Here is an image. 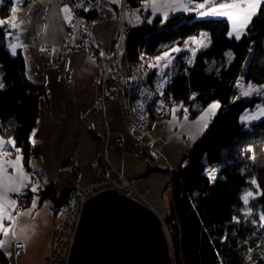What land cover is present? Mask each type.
Instances as JSON below:
<instances>
[{
    "label": "trees",
    "instance_id": "trees-1",
    "mask_svg": "<svg viewBox=\"0 0 264 264\" xmlns=\"http://www.w3.org/2000/svg\"><path fill=\"white\" fill-rule=\"evenodd\" d=\"M146 1L129 0V6L138 7ZM10 9L8 1L0 9L1 16L7 17ZM198 13L199 10L181 11L167 19L157 16L151 23L144 19L130 26L128 36L129 61L138 58L139 46L146 54L169 52L174 56L172 80L150 108V125L169 116L177 105L187 109L190 117H196L211 102L218 101L220 105L208 127L191 142L171 172L172 211L166 218L176 255L158 264H264V221L260 220L264 195L251 199L248 205L241 199L247 191L264 192V123L260 120L245 125L239 119L257 101L264 102V97L233 101L240 77L264 84V4L240 40L227 35V19L201 17ZM5 32L1 26L0 135L15 141V148L20 149L25 166L30 168L31 160L43 151L31 136L46 87L28 78L24 54H10ZM203 32L211 40L207 47L196 52L183 48ZM176 48L180 51H173ZM228 52L233 54L231 62ZM8 149L16 153L12 146ZM212 170L216 174L214 181L208 175ZM253 180L256 184H252ZM39 192L42 198H57L54 185ZM32 194L29 188L19 195L22 207L30 204ZM248 209L252 210L250 215Z\"/></svg>",
    "mask_w": 264,
    "mask_h": 264
},
{
    "label": "crops",
    "instance_id": "crops-1",
    "mask_svg": "<svg viewBox=\"0 0 264 264\" xmlns=\"http://www.w3.org/2000/svg\"><path fill=\"white\" fill-rule=\"evenodd\" d=\"M8 1H11L10 14L2 17L0 13V20L6 21L2 25L6 36L8 33L13 35L15 40L11 44L19 45L16 53L20 51L24 54L26 75L32 82L45 85L46 94L40 99L39 119L31 136L43 151L38 158L31 160L29 169L21 160L23 171L30 179L25 181L26 186L21 188L20 193H8L9 200L16 201L15 208L8 207L15 223L4 220L9 231L7 236L0 233V240L5 241L0 248L1 263H45L51 245L52 227L60 216L52 212L53 199L42 198L39 191L54 185L60 199L68 192L97 182L102 172L93 166L95 158L104 163L109 157L118 170L131 178L135 187L131 197L153 208L161 217H168L173 199L169 186L171 172L200 134L197 123L200 116L216 102L208 104L196 117L187 115V120L184 119V111L179 110L182 106H175V119L171 112L169 116L154 121L144 133L127 123L122 103L117 99L111 98L105 111L97 112L93 109V101L98 63L86 51L65 49L66 44H73L78 38L77 32L71 34L66 29L68 20L62 9L69 6L62 0H20L19 3L17 0H0V9ZM109 1L117 4L114 0ZM144 4L149 12L148 21L157 16L163 17L162 12L153 15L148 1ZM13 7L17 8L15 20L12 19ZM181 11H169L168 17ZM127 17L130 22V17ZM13 23L19 26L13 29ZM117 24L115 20L94 23L93 29L105 46L113 43ZM9 45L6 47L12 54ZM206 119L209 121L210 117ZM108 131L112 133L109 140L105 135ZM118 134L123 137L122 146L117 144ZM6 145L11 146L5 144V149ZM144 145L151 147L152 163L133 156L134 151ZM16 156L11 153L3 159L14 160ZM8 172L15 175L10 167ZM32 177L36 181L33 182ZM33 187L36 191H32ZM29 188L33 192L30 204L18 208L17 197L27 193ZM21 242L26 246L20 251L15 244Z\"/></svg>",
    "mask_w": 264,
    "mask_h": 264
},
{
    "label": "built area",
    "instance_id": "built-area-1",
    "mask_svg": "<svg viewBox=\"0 0 264 264\" xmlns=\"http://www.w3.org/2000/svg\"><path fill=\"white\" fill-rule=\"evenodd\" d=\"M71 9V22L68 24V30L71 33L78 32V38L75 44H68L66 50L74 51L76 49L88 50L95 61H102L99 68L98 77L95 79L97 84V93L99 100L104 101L101 104L106 106V99L115 97L121 100L123 111L128 121L137 130L146 131L148 129L150 108L153 106L157 95L163 90L166 83L172 80L174 74V56L165 57L166 52H151L146 54L142 52L140 46L138 49V58L127 62L124 69L121 55L128 57L127 35L130 31V24L125 19L118 27L115 35V41L110 46H105L96 37L90 29L91 19L86 16L92 15L91 12L101 13L104 18L114 19L119 13L128 15L130 10L129 0H120L117 5L109 0H62ZM94 22V20H93ZM15 38L7 35L6 44L12 43ZM164 57L163 59H157ZM109 63V66L107 64ZM166 81V83H165ZM98 99V97H97ZM97 104V102H95ZM108 133H110L108 131ZM117 142L121 143L123 138L116 135ZM149 145H144L140 150L134 151L133 155L139 159L151 161V157L145 155ZM98 165V161L93 162ZM107 171L103 173L100 179L93 186L82 187L69 194L62 195L60 199L54 202L52 211L61 216L58 224H55L52 231L51 248L49 256L44 264H71L69 262L70 253L74 245L76 231L82 216V209L86 202V195L93 194L104 189H118L122 194L132 195L135 190L130 179L120 170L112 167L110 163L105 164ZM114 173V175H111ZM19 207L23 206L20 201ZM19 250L25 248L24 243H16ZM172 250V249H171ZM175 250L171 251L174 258Z\"/></svg>",
    "mask_w": 264,
    "mask_h": 264
},
{
    "label": "water",
    "instance_id": "water-1",
    "mask_svg": "<svg viewBox=\"0 0 264 264\" xmlns=\"http://www.w3.org/2000/svg\"><path fill=\"white\" fill-rule=\"evenodd\" d=\"M71 264H158L168 240L153 208L105 189L86 195Z\"/></svg>",
    "mask_w": 264,
    "mask_h": 264
},
{
    "label": "snow or ice",
    "instance_id": "snow-or-ice-1",
    "mask_svg": "<svg viewBox=\"0 0 264 264\" xmlns=\"http://www.w3.org/2000/svg\"><path fill=\"white\" fill-rule=\"evenodd\" d=\"M19 3L20 0H17ZM114 2H119V0H114ZM150 3L152 13L155 15L157 12H162L164 19H167L169 11H192V10H202L199 11L200 16H213V17H222L227 19L231 24V30L227 33L229 38H234L236 40H240L242 36L247 35L249 25L252 23L253 17L258 15L259 8L262 4H264V0H202V2L195 4V9L189 7V5L193 4L194 0H148ZM62 11L65 14V19L71 22V9L65 6ZM17 12V8H12L13 17L12 19L15 20V13ZM136 20L139 21L140 17L137 16ZM5 20H0V26L5 24ZM151 23V20H149ZM16 23H13L11 27L15 29L18 27ZM9 35L11 33H8ZM206 38V34H205ZM196 41V38H193ZM211 41L208 40V43ZM196 43L201 44L203 47H207L208 44L202 43V41H196ZM19 45L17 44H10L9 48L11 49L12 55L16 54V49ZM175 52H179L180 49L176 48L173 49ZM229 58V62H231L233 58V54L231 52L226 53ZM165 57H169L168 53H165ZM164 57H158L157 59H163ZM171 58L169 57V63ZM189 63H192L189 60ZM166 83V81H165ZM3 87V84L0 83V88ZM257 89L253 85H249L246 90L242 92V95L247 97L250 96L253 92H258ZM220 108L218 102L210 104L208 109L204 111V113L200 116L199 120L197 121L199 125V132H203L208 127V119L206 117L214 116L216 110ZM173 118L175 119V112L176 109H172ZM184 119L187 120V109H184ZM264 117V106H257V112L248 113L245 112L244 115L240 117V121L242 124H250L253 120H259ZM194 139V137H191ZM5 144L11 145L16 153V159L14 160H4L3 157L7 155H11L5 149ZM20 149L15 148V141L13 139L5 140L4 137L0 136V233L4 236L8 235V227L5 226L4 220L7 219L12 223L15 221L12 218L11 213L8 211V207L11 206L15 208L16 201L9 200L8 193H20L21 188L25 187V181H28L30 178L24 173L21 160L22 156L19 154ZM12 168L14 170L15 175H10L8 172V168ZM209 178L211 180L216 179L215 170H212L208 173ZM252 184H256V181L253 180ZM259 186L257 185V188ZM32 191H36V188L33 187ZM256 195H264V192H258L254 194L252 191H247L241 197L243 203L248 205L249 199H255ZM35 206V205H34ZM251 209H248L247 214H251ZM260 220L264 221V213L260 214ZM255 222V221H253ZM264 226V225H262ZM5 244L4 240H0V248H2Z\"/></svg>",
    "mask_w": 264,
    "mask_h": 264
},
{
    "label": "rangeland",
    "instance_id": "rangeland-1",
    "mask_svg": "<svg viewBox=\"0 0 264 264\" xmlns=\"http://www.w3.org/2000/svg\"><path fill=\"white\" fill-rule=\"evenodd\" d=\"M196 3H198V2H193V4H191V5H189V7L190 8H192V9H195V4ZM193 11H195V10H193ZM127 16H129L130 17V22H129V24L131 23V25L132 26H136V25H139L144 19H148V17H149V12H148V10L146 9V6H145V4H143V5H141V6H138V7H132L129 11H128V15ZM137 16H139L140 17V20L139 21H137L136 20V17ZM125 18H123V19H121V18H117V19H114L118 24H117V31H118V27L120 26V23H122L123 22V20H124ZM107 21V20H106ZM124 21H128V18L126 19V20H124ZM105 22V21H104ZM66 29H67V31H69L68 30V28L66 27ZM116 31V32H117ZM75 32H77V31H75ZM69 33H71V31H69ZM73 33V32H72ZM71 33V34H72ZM78 33V32H77ZM93 33H94V35H95V37H96V40H99L101 43H102V41L99 39V37H98V35L96 34V32H95V30L93 31ZM205 34H206V38H205ZM115 35H116V33H115ZM193 38H196V41H202V43H205V44H210V43H208V40H210V37H209V35L206 33V32H203V33H201L200 34V36H195V37H193ZM193 38L186 44V45H184L183 46V48H190L191 49V51H193V52H196L197 50H199V49H201V48H204L203 46H201V44H198V43H196V41H194L193 40ZM211 41V40H210ZM114 42V41H113ZM76 43V42H75ZM75 43H73V44H75ZM69 44H71V43H69ZM103 44V43H102ZM113 44V43H112ZM111 44V45H112ZM68 44H66L65 45V49L67 48L66 46H67ZM110 46V45H109ZM182 48V49H183ZM76 50H80V51H85V50H83V49H76ZM76 50H74V51H76ZM68 51V50H67ZM166 53H169V52H166ZM91 56V55H90ZM95 61V60H94ZM97 63H98V68H97V74H96V76H95V78L96 77H98V74H99V68H100V66H102V61H96ZM125 64H126V62H125ZM107 66H109V63L107 64ZM94 78V83H95V79ZM167 84V83H166ZM165 84V85H166ZM164 85V86H165ZM249 85H253V86H255L257 89H259V91L258 92H253L250 96H247V97H245V96H243L242 95V92L244 91V90H246L247 88H248V86ZM237 89H238V92H237V94L235 95V96H233V101H238V99H244V100H249V99H252V98H254V96H257V97H264V84H259V85H257V84H254L253 82H250V81H246V79H245V77L244 76H242V77H240L239 78V80H238V82H237ZM95 88L97 89V84L95 83ZM95 93H96V95H95V100L93 101V109L95 110V111H97V112H100V111H105V109H106V106H107V102L111 99V98H114V99H117V100H119V102L121 103V100L120 99H118V98H116V96L115 97H110V99L108 98V99H106V101H105V104H106V106L104 107V105L103 104H101V102L102 101H104L103 99H101V100H99V96H97L98 95V93H97V91H95ZM97 97H98V99H97ZM95 102H97V104L95 103ZM258 105H260V106H264V102L262 101V100H260V101H257L256 103H255V105H253V106H250L248 109H246L245 111H243L241 114H240V116H239V119H240V117L242 116V115H244L245 114V112H248V113H253V112H257V106ZM178 106V105H177ZM179 107V106H178ZM181 109V110H180ZM179 110L180 111H184V109L181 107H179ZM122 113H124V111H123V104H122ZM126 113H124V115H125ZM187 115H189L188 114V111H187ZM126 117V116H125ZM39 119V118H38ZM262 121V123H264V117H262L261 119H259V120H253V121H251V122H259V121ZM126 121H127V123L132 127V128H134V126H132V124L128 121V119L126 118ZM248 125V124H247ZM150 126V125H149ZM149 128V127H148ZM136 129V128H135ZM147 130V129H146ZM139 132H142V133H144L143 131H141V130H138ZM110 132V131H109ZM105 135H106V139L107 140H109L110 138H111V136H112V133L110 132V133H108V132H106L105 133ZM119 135V134H118ZM123 138V137H122ZM184 139H186L187 140V137H185ZM117 141V140H116ZM117 144L118 145H120V146H122V144H123V141L121 142V143H119V142H117ZM7 146V145H6ZM9 148V146H7L6 147V150L7 151H9V153H10V150L8 149ZM149 149L146 151L147 153L145 154V155H148V156H150L151 157V161H147V160H145V159H141V160H144V161H147L148 163H152V156L150 155V149H151V147H148ZM41 149H42V146H41ZM107 149V148H106ZM12 153V152H11ZM14 155H17V153H14ZM134 156V155H133ZM106 157H107V155H106ZM136 158H137V156H135ZM139 159V158H138ZM95 160H97L99 163H98V165H95L93 162L95 161ZM93 162H92V164H93V166H95L96 168H98L101 172H102V174H101V176L103 175V173H105L106 171H107V167H106V163H110L111 165H112V167H115L114 165H113V163L111 162V159H109V157H107L106 158V160H105V162L104 163H102L101 162V160L100 159H98V158H95L94 160H93ZM25 165V164H24ZM26 167V166H25ZM116 168V167H115ZM26 169H29V168H27L26 167ZM117 169V168H116ZM111 175H114V173H111ZM129 178V177H128ZM130 179V181L132 182V180H131V178H129ZM32 181L34 182V181H36V178L35 177H32ZM170 182H171V180H170ZM96 182H94L93 184H95ZM93 184H91V185H88V186H93ZM133 184V183H132ZM88 186H85V187H88ZM170 186V185H169ZM82 189V188H81ZM108 189V188H107ZM115 189V188H114ZM78 190H80V189H78ZM105 190V189H104ZM104 190H102V191H104ZM171 191H172V188H171ZM99 192V191H98ZM70 192H68V193H66V194H69ZM95 193H97V192H95ZM253 193L254 194H256L257 192H254L253 191ZM256 196H258V195H256ZM255 196V197H256ZM131 197V196H130ZM58 198H59V196H58ZM58 198H56V199H53L52 201H53V204H52V207H53V205H54V202L55 201H57L58 200ZM17 199H18V197H17ZM251 199H253V198H250L249 199V201L251 200ZM17 202H19V201H17ZM84 207V206H83ZM18 208H19V204H18ZM83 210V209H82ZM154 210V209H153ZM155 211V210H154ZM53 212V211H52ZM156 212V211H155ZM55 213V212H54ZM83 213V212H82ZM56 214V213H55ZM157 214V213H156ZM56 215H58V214H56ZM58 216H60V215H58ZM157 216H159V218H161V220H162V226L164 227V229H165V231H166V233H167V235L169 236V237H171L172 238V229L170 228V224L167 222V218H163V217H161L159 214H157ZM61 220V216H60V219L58 220V221H56L55 222V224H58V222ZM54 224V225H55ZM54 225H53V227H54ZM53 227H52V231H53ZM52 231H51V234H52ZM51 238H52V236H51ZM50 244H51V241H50ZM171 244V243H170ZM16 245V244H15ZM24 246H26V245H24ZM171 246V245H170ZM50 248H51V245H50ZM24 249V248H23ZM22 250V249H21ZM20 250V251H21ZM173 250V249H172ZM50 251V250H49ZM49 254V253H48ZM49 256V255H48ZM171 258L172 259H174L172 256H171ZM170 257H168L167 256V259H171ZM165 259V258H164ZM163 260V259H162ZM161 261V260H160Z\"/></svg>",
    "mask_w": 264,
    "mask_h": 264
},
{
    "label": "bare ground",
    "instance_id": "bare-ground-1",
    "mask_svg": "<svg viewBox=\"0 0 264 264\" xmlns=\"http://www.w3.org/2000/svg\"><path fill=\"white\" fill-rule=\"evenodd\" d=\"M148 1V0H147ZM146 1V2H147ZM62 2H64V1H62ZM119 2H120V0H119ZM118 2V3H119ZM112 3V2H111ZM117 3V4H118ZM113 4V3H112ZM117 4H114V5H117ZM131 9V8H130ZM199 11H202V10H199ZM91 14H92V16L91 15H89V16H86L88 19H91L92 20V22H91V26H90V29L92 30V31H94V29H93V25H94V23H96V21H105V22H107V21H113L114 19H117L118 17L119 18H121V19H123V18H125L126 17V19L128 18L127 17V15H124V14H122V13H119V16L117 17V18H114V19H110V18H104L103 16H102V14L101 13H98L97 11L96 12H91ZM199 14V13H198ZM200 16V15H199ZM202 17V16H201ZM93 20H94V22H93ZM107 20V21H106ZM128 23H129V21H127ZM68 24H69V21L66 23V27H68ZM121 24V23H120ZM130 26H131V24H130ZM161 28V27H160ZM117 33V32H116ZM13 36V35H12ZM128 36H129V33H128V35H127V39H128ZM114 41L116 40L115 39V36H114ZM8 44V43H7ZM9 44H11V43H9ZM127 45H128V43H127ZM109 46V45H108ZM107 46V47H108ZM142 51V50H141ZM86 52H88L89 53V55H90V52L88 51V50H86ZM143 52V51H142ZM91 57V56H90ZM126 56H122L121 55V57H120V60H122L123 61V66H124V69L127 67V62H128V60H126V58H125ZM91 59L92 60H95L94 58H92L91 57ZM125 62H126V64H125ZM96 89V88H95ZM95 100V99H94ZM116 189V188H115ZM118 190V189H117ZM118 192L121 194V195H124V194H122L119 190H118ZM64 195H66V194H64ZM126 195V194H125ZM128 196V195H127ZM138 200V199H137ZM156 213V212H155ZM162 229H164V227L162 226ZM164 232H165V235H166V239L168 240V250H169V253H168V257L171 255V249H173V250H175V240L174 239H172L171 237H169L168 235H167V233H166V231H165V229H164ZM171 243V244H170ZM171 245V246H170ZM19 250V249H18ZM175 252H176V250H175ZM0 264H2L1 263V259H0Z\"/></svg>",
    "mask_w": 264,
    "mask_h": 264
}]
</instances>
